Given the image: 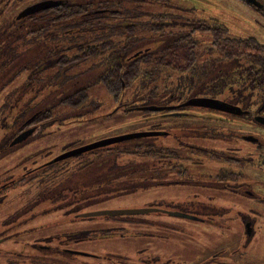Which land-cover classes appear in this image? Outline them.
Instances as JSON below:
<instances>
[{"label":"flooded vegetation","instance_id":"flooded-vegetation-1","mask_svg":"<svg viewBox=\"0 0 264 264\" xmlns=\"http://www.w3.org/2000/svg\"><path fill=\"white\" fill-rule=\"evenodd\" d=\"M185 1H190L192 4L187 5ZM239 1L243 2L264 19V0ZM40 2H49L50 5L34 13L22 14L31 5ZM154 3L161 5L160 7L162 9L160 7L153 8L155 6ZM211 3H213V0H178L176 2H173V0H0V35L1 38L2 36L8 37V42L15 38L17 41L27 40L30 38L29 29L31 25L47 26L48 30L45 32L48 34H43L40 37L42 40L38 43L39 50L43 48V51H45L47 49L46 43L48 45L47 41L53 27L60 28L63 25H67V28L63 29L64 32H67L63 45L68 44L72 48L70 51L64 53H70L69 55L71 56L78 54L79 50L83 48L96 45L105 40V27L124 28L127 26H135L137 27V32L141 40L137 42L136 46L121 51L122 53L120 55H125L130 48L131 53L142 54L151 51L148 46H142L143 43L157 42V48H159L165 41L172 40L174 37L173 34H170V36H162L159 39L147 27L152 28L160 24L167 27L176 26L178 28L176 31L185 30L189 32L190 27L195 23L207 26L225 25L224 21L211 14L215 12L214 8H216ZM70 5H78L81 13L69 18H62L61 16L64 14V11ZM169 6L174 10L185 11V13H175ZM233 6L235 7L237 5L234 4ZM205 11L209 13V17H200L199 14ZM192 13H196L197 15H193ZM57 16L60 17L57 18ZM168 30L169 32L175 31ZM198 35L202 34L195 36L197 37ZM121 36L123 40L126 35L123 33ZM54 38L52 40L53 42H55ZM60 47L66 48L67 45H57L58 49ZM11 48H13V44ZM29 49L26 47L25 53H29ZM99 54L100 59L96 62L89 58L75 60V62L66 66L63 70L89 60L91 63L86 69L90 70L96 66V69L99 68L98 72L100 73V71L105 69V50H102ZM33 55H38L40 60H37V62L35 57L32 56L34 57L33 64L36 61L39 66L32 69V71L30 68L28 69L29 71L26 70L25 81H27L28 86L34 82L31 78L33 72H35L34 70L44 65L52 64L51 61L46 62L45 60L44 62L46 56L44 54ZM130 55L132 54L128 56ZM122 58L124 59L125 57ZM200 68L198 67V69ZM86 69H83L81 73H84ZM28 72H31V74L29 75ZM83 81L80 82V80L76 79L70 82L57 78V80L51 81V84L53 86H59L61 92L63 90V93H66L68 90L74 91L79 87L88 85V82L83 83ZM22 82L19 85H22ZM227 87L228 90H231L230 97L228 100L221 101L227 105L237 107V111L225 112L215 110L218 114L200 115L189 111L188 106H181L184 100L168 101L159 106H179L171 109L148 111L152 112L154 116L164 115L165 117H170L190 115L193 117L192 119L197 118L195 121H202L203 123L196 124L193 127L182 126L160 129L163 131L156 130L157 126L155 125L156 127H154L152 125L153 127L150 130L143 131H156L158 133L115 142L116 144L126 142L129 144L126 147L117 148L107 147L108 145H105L101 147L102 149L100 147L93 148L84 153L69 157L72 158L70 161H67L69 158L63 159L66 162L63 161V163L59 164V170L70 166V169L73 168L72 171H75L78 168V164L80 165L84 161H92L98 154H102L104 159L107 156L105 161H108L111 157L114 158L111 159L113 161H123L120 164H116V166L127 163L131 158L133 162L129 164L133 168H149L151 169V174L149 175L151 177L144 178L139 175V177L134 179V184L136 185L132 186L134 188L129 191L122 189L127 185L129 186L127 180L124 179H115L113 181L105 178V180L99 183L95 180L85 179L79 186V181L64 180L61 174H59L55 180L50 179L47 181L49 174L40 173V170L46 164L51 163V160L39 163L33 161L34 164L32 166L22 164L21 167H25L14 174H9L11 169L8 168L0 172V199L2 198L1 190L5 188L9 187L10 189L14 187L16 189V187L22 186L24 191L28 192L32 187H36L37 192L34 198L28 199H38V203L47 200L49 204L44 209L48 207V211L53 212L52 209L56 210L57 208L63 207L65 214L70 215V217H79L83 206L96 202L103 197L131 192L132 190L152 185L153 183H167L171 181L192 182L199 184L204 190H212L214 188L219 193L223 191L229 195L223 196L214 192L205 191L204 194L198 195L206 202L205 205L199 208V210L194 206L190 211L181 212L182 215L196 218L203 221L204 224L213 225L214 223L217 224L218 221L220 224L224 222L228 224L234 223V225L231 224V230L233 231H230V234H232V244L234 245L230 246L229 251L224 250L225 253L224 251L216 250L209 257L203 258L196 264H218V258L223 253L225 255L224 260H221L220 264H264V85L256 92L259 95L258 102L253 101V89L249 83H229ZM169 98H174V95H169ZM45 101L47 102L48 100ZM48 102L52 103L51 101ZM35 117L33 114L28 116L23 122V128L12 135L7 134L1 137L4 139L5 144H9L8 147H5L7 152L2 155L3 157L23 141L35 137L39 133L43 134L40 129L51 122L54 116L52 114L51 118H45L43 120H35ZM21 132H26V136L21 141L13 143V138ZM178 133L181 134V137ZM168 134H172L175 138H170V141L165 144L162 141L158 143L155 141L156 136ZM189 134L217 139L221 145L219 147L209 148L194 144L183 139V137ZM138 142H143V144L152 143L154 145L150 147L136 146ZM147 150H166V156H157V152ZM146 152L147 155L149 153H155V155L145 156L144 153ZM42 154L44 153H39L38 155ZM203 162L213 165L215 167L214 172L200 178H188L189 167L193 169L194 163L200 164ZM170 172H176L181 177L178 179H163ZM35 174H37V177L30 180L27 179L29 176H34ZM21 176H25L26 179L19 180ZM21 191L19 192L21 193ZM28 199L26 198L25 203L30 202ZM241 204L245 205L243 206ZM24 209H26L24 213H27L30 209L28 208V204L25 205ZM200 213L204 215L201 216ZM7 223V221H4V224ZM86 231L70 230L43 234L31 241H26V246L23 243L20 249L22 250V256H24L22 258L23 264H77L76 255L78 253L93 258H99L101 255L104 258H99L101 260L100 264H135L124 255H115L117 260H119L118 263L116 258H111L110 254L91 255L68 247L67 244L71 241L89 238V234ZM0 239L1 242L3 237L0 236ZM17 245L18 243L14 240L11 244L7 245L5 250L17 252L19 251L15 247ZM237 253L239 258L236 257ZM138 263L170 264L168 260L159 259L157 256L139 259Z\"/></svg>","mask_w":264,"mask_h":264},{"label":"rangeland","instance_id":"rangeland-1","mask_svg":"<svg viewBox=\"0 0 264 264\" xmlns=\"http://www.w3.org/2000/svg\"><path fill=\"white\" fill-rule=\"evenodd\" d=\"M176 1L178 0H173V2ZM185 2L187 5L192 4L190 1ZM234 4L237 6L234 7ZM154 5L153 8L161 6L157 3H154ZM211 5L216 7L214 8L215 12L211 14L224 21L232 35L254 36L264 43V19L243 2L239 0H213ZM205 6L207 7L206 3ZM160 8L162 9V7ZM169 8L172 9L170 6ZM172 10L175 13H185V11ZM192 14L197 15L196 13ZM199 16L208 18L209 13L205 11L200 13ZM168 28L170 30L178 29L176 26ZM121 35L118 28L105 27V36L115 41L122 42ZM197 38H200L198 50L201 52L199 61H202L203 65H205L203 60L215 56L216 53L209 49L208 35H198ZM145 45L151 50H156L158 43L145 42L142 44V46ZM121 53V51H118L112 54ZM153 53L157 54L156 51H153ZM34 57L36 60H40L38 55ZM90 63L91 61L87 60L66 70H59L52 65H44L33 72L31 78L35 87L43 82L51 84V81H55L57 78L70 82L76 79L80 80V82L84 80L83 83L88 82L89 84L88 97L81 105L76 107L59 102L50 104L54 117L51 122L40 129L43 134L39 133L37 136L23 141L10 153L2 157L0 159V172L8 168L11 169L9 174H14L25 166H32L34 162L50 161L62 152L78 146L105 137L150 130L153 127L152 125L154 127L157 126L156 130H160L182 126L193 127L196 124L203 123L202 121H195L197 118L192 119L193 117L190 115L154 116V114L144 112L145 106H159L168 101L173 102L172 100L186 101L189 98L201 96L213 97L218 100H228L230 97L231 90H228L226 80L219 76L217 79L209 81V79H206L207 73L203 68L201 69L202 75L194 83L184 87L179 92L176 90L177 96L169 100L162 98V92L165 91L170 83L168 78L166 80L162 76L155 80L146 79L141 81L140 78L135 80L132 86L124 90L120 99L115 100L104 85L97 80L96 76L99 73V68L96 69L97 67L94 66L93 69H86ZM107 65L108 61L105 60V67ZM34 68L35 66L32 64L30 70L32 71ZM83 69L86 70L81 73ZM26 72V70H23L11 85L22 82ZM76 73L77 75H75ZM155 85H157L159 94L156 97H152L148 92ZM59 88V86L52 85L49 91L50 94L54 89ZM171 89L172 86L168 88V90ZM48 95L45 98L49 99L50 96ZM36 96L37 94L35 93L27 97L35 103L38 101ZM29 105H31V102ZM188 110L200 115L218 114L215 110L200 106H188ZM4 132L0 129L1 137ZM171 135H158L155 141L157 143L162 141L165 144L170 141V138L174 137ZM178 135L181 137V134L178 133ZM183 139L209 148L221 145L219 140L201 135L189 134ZM39 153L44 154L38 155ZM71 159L69 158L67 161ZM22 164H25V166L21 167ZM193 166V169L191 167L188 169V178L204 177L215 170L213 165L206 162L194 163ZM170 173L166 174L163 179H178L181 177L176 172ZM18 188H21L22 191ZM205 191L223 196L229 195L223 191L219 193L214 188L212 190H204L199 184L192 182L153 183L131 192L103 197L96 202L83 206L80 212L137 207H155L160 210L136 214L70 217V215L64 213L63 207L56 210L52 209L53 212L48 210L41 211L43 210L41 207L49 204L46 200L38 203V199H34V203L32 201L25 203L26 198L35 196L36 187H32L28 192L24 191L22 186H18L16 189L14 187L9 189L8 187L1 191L0 233L8 231V234L18 243L15 247L20 250L23 243L26 246V241H31L39 235L70 230H87L86 233L89 234V238L71 241L67 244L68 247L91 255L110 254L111 258H116L118 263L119 260H117L116 254L124 255L135 264H140L138 263L139 259L151 256L166 259L170 264H196L203 258L209 257L214 251H229L230 246L234 245L232 244V234H230V231H233L231 229L234 223L228 224L224 222L220 224L218 221L217 224L214 223L213 225L204 224L203 221L193 217L167 212H186L190 211L194 206L199 210L206 202L198 195L204 194ZM26 204H28L30 209L27 213H24L26 212V209H24ZM241 205L244 206L245 204ZM200 215L204 214L200 213ZM227 220L230 222L229 219ZM4 221L8 223L4 224ZM6 241L7 239L0 242V264H21L24 257L17 255L16 251H6L5 249L8 245ZM240 250L242 251V249ZM224 256L223 253L218 258V264H220L221 260H224ZM236 257H238V253ZM76 261L77 264H90L100 261V259L78 253Z\"/></svg>","mask_w":264,"mask_h":264},{"label":"trees","instance_id":"trees-1","mask_svg":"<svg viewBox=\"0 0 264 264\" xmlns=\"http://www.w3.org/2000/svg\"><path fill=\"white\" fill-rule=\"evenodd\" d=\"M78 13H81L79 6L70 5L61 17L69 18ZM59 17L60 16H57V18ZM65 28H67V25H63L60 28L55 26L53 27L47 41L48 45L46 43L47 49L45 51H43V48L42 50L40 49L41 51L39 50L38 43L42 40L40 37L43 34H48L45 32L48 30L47 26L31 25L29 29L30 38L27 40L17 41L15 38L8 42V37L2 36L1 38L0 35V129H2L3 132L5 131L3 135H12L19 131L23 128V122L32 114L36 116L35 120L51 118L53 113L51 111L50 104L52 103L59 102L72 106H79L88 97L87 90L89 88V84L84 87H79L74 91L68 90L66 93H63V90L61 92L60 89H55L51 94L49 91L51 90L52 84H45V82H43L40 85L37 84L36 87L34 86V83L28 86L27 81H25L26 77H24L22 85H11L23 70H28L31 67L34 62V57H32L34 56L33 54L46 55L44 62L45 60L46 62L51 61L52 66L57 67L59 70H63L66 66L75 62V60L89 58L96 62L100 59L99 52L105 50V60L108 61V65L103 71H100L96 77L115 100L120 99L124 90L132 86L135 80L139 78L141 81L146 79L155 80L161 76L166 80L168 78L170 82H168L169 84L165 91L162 92V98L169 100V95L173 94L174 97L177 96L175 93L176 90L179 92L184 87H188L191 83H194V81L202 75L203 72L201 69L203 68L206 70V79H209V81L222 76L224 78L223 80H226L228 84L236 82L249 83L253 89L252 94L254 102H258L259 95L256 92L264 85V43L260 42L254 36L242 37L232 35L229 33V29L225 25L207 26L195 23L190 27L189 32L185 30H175L173 32H169V28L167 26H162L160 24H157L152 28L147 27V29L151 30L153 34L159 37V39L162 36H170V34H173L174 37L172 40L165 41L162 46L156 50H151L148 53L133 54L131 53L130 48L123 56L112 53L127 50L129 47L136 46L137 42H139L141 38L138 35L137 27L135 26H127L124 28L117 27L119 33H125L126 35L123 38V43L105 36V40L102 42L83 48L79 50L78 54L71 56L69 55L70 53H64L70 51L72 48L71 45H63L64 38L67 35V32L63 31ZM197 34L208 35L209 49L210 51L212 50L216 53L215 56L203 60V62L205 61V65H203L202 61H199V54L201 51L198 50L200 38L195 36ZM53 38L55 42L52 41ZM12 44L13 48H11ZM57 45H67V47H60V49H58ZM26 47L30 48L29 53H25ZM153 51H156L157 54H154ZM129 54L132 55L128 56ZM122 57L125 58L123 59ZM36 61V65H33L37 68L39 65ZM222 63H224V65H222ZM198 67L202 68L198 69ZM211 68L215 71V73H213ZM28 74L30 75L31 72H28ZM40 79L43 80V78ZM170 86H172V89L168 90ZM35 93L37 94L36 97L38 101L34 103V101L29 100L27 96L34 95ZM47 94L50 96L49 99L47 97L45 98ZM148 94L152 97H156L159 94L157 85L149 90ZM45 100L51 101L52 103L46 102ZM30 102L31 105H29ZM144 112L152 114L148 110H144ZM127 145L129 144L126 142H119L117 144L114 143L108 145L107 147L121 148L126 147ZM153 145L154 144L152 143L143 144V142H138L136 144V146L148 147ZM8 146L9 144H5L4 139L0 138V157H3L2 155L7 152L5 147ZM147 151L153 152L154 150ZM165 151L166 150H155L154 152H157V156H166ZM144 155L152 156L155 155V153H149L147 155L146 152ZM106 157L107 156H105L104 159L102 154H98L92 161H84L81 162L82 164H78V168L75 171H72L73 168L70 169L68 166V169L64 168L59 170V164L63 163L64 160L51 162L43 166L40 173L49 174L47 181L50 179L55 180V178H58V175L61 174V177L64 180L70 179L79 181V186L85 179L95 180L98 183L105 180V178L113 181L115 179H124L127 180V184H129V186L127 185L122 189L128 191L134 188L132 187L136 185L134 184V179L139 177V175L144 178L151 177L149 176L151 174V169L133 168L129 164L133 162L131 158L127 161V163L116 166V164H120L123 161L116 162L114 160V163V161L111 160L114 158L111 156V159L105 161ZM35 177H37V174L29 176L27 179L30 180ZM24 179H26L25 176L19 177V180ZM29 200L32 201L33 199ZM32 202L34 203V201ZM41 208L43 209L41 211L49 209L48 207L46 209H44V207ZM0 236L3 237V240L7 239L6 243L8 245L14 241V238L8 234V231L7 235L6 231H3ZM16 254L23 255L20 250L16 252ZM102 257L103 256L101 255L99 256V258ZM100 263L101 260L95 262L94 264ZM21 264H23V261Z\"/></svg>","mask_w":264,"mask_h":264},{"label":"water","instance_id":"water-1","mask_svg":"<svg viewBox=\"0 0 264 264\" xmlns=\"http://www.w3.org/2000/svg\"><path fill=\"white\" fill-rule=\"evenodd\" d=\"M248 1H250V0H248ZM49 5H50L49 2L35 3V4L31 5L30 7H28V9H25L22 14L34 13L37 10L49 7ZM178 106H168V107L145 106L144 109L145 110H162V109L176 108ZM181 106H200V107H205L208 109H214V110L225 111V112H231V111H237L238 110L237 107L227 105L225 102H223L221 100H218V99L213 98V97H208V96L189 98L186 101H184L181 104ZM180 114H182V113H180ZM156 133H158V132H156V131H136V132H130V133H125V134L105 137V138L93 141L91 143L84 144V145L78 146L76 148L64 151L61 154L55 156V158H53V160H51L50 162L61 161L63 159L84 153L90 149L97 148V147H103L105 145H109L111 143L122 141V140H125L128 138L152 135V134H156ZM25 136H26V132H21L19 135L15 136L13 138L12 142L17 143V142L21 141ZM156 210H160V209L155 208V207L97 209V210L80 212L79 217H90V216H98V215L136 214V213H145V212L156 211ZM165 211H167V210H165ZM167 212L172 213V214H177V215L182 214L180 212H174V211H167Z\"/></svg>","mask_w":264,"mask_h":264}]
</instances>
